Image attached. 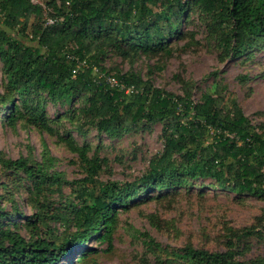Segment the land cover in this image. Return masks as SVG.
Segmentation results:
<instances>
[{
    "label": "trees",
    "instance_id": "16d2710c",
    "mask_svg": "<svg viewBox=\"0 0 264 264\" xmlns=\"http://www.w3.org/2000/svg\"><path fill=\"white\" fill-rule=\"evenodd\" d=\"M41 2L49 19L33 0H0L5 78L0 113L5 124L14 127L19 121L52 132L50 121L64 118L75 124L80 118L112 139L162 123L163 147L136 182L101 183L94 177L106 160L89 157L88 147L78 146L70 135L61 138L88 171L80 185L88 186L91 196L77 189L76 202L67 200L59 207L47 199L50 193L62 195L65 184L62 174L50 172L53 158L13 160L0 153V166L9 172L10 182L0 183V264H62L74 254L77 261L87 262L99 252L88 241L101 229L94 239L111 250L116 208L126 209L141 194L183 187L188 180L210 179L240 199L264 200V124L254 127L223 84L216 83L211 93L203 92L194 102L191 84L178 76L182 96L155 87L133 70L103 65L108 52L132 61L140 55H169L179 40L191 44L193 34L182 30L190 14L204 23L220 60L261 50L264 0ZM41 102L70 108L52 120ZM21 189L30 215L19 207L16 195ZM54 222L63 226L58 235L49 228ZM227 231L225 250L187 243L166 256L177 264H264L263 256L239 259L236 249L241 240L264 232V210L255 225ZM143 237L146 249L158 255L161 245L148 234ZM141 264L152 263L146 256Z\"/></svg>",
    "mask_w": 264,
    "mask_h": 264
},
{
    "label": "rangeland",
    "instance_id": "374dc122",
    "mask_svg": "<svg viewBox=\"0 0 264 264\" xmlns=\"http://www.w3.org/2000/svg\"><path fill=\"white\" fill-rule=\"evenodd\" d=\"M33 2L43 6L45 18L49 19L48 10L41 0ZM182 30L193 34L194 41L191 44L188 39L173 42L169 55H140L131 61L108 52L103 65L106 69L118 68L123 72L133 70L143 79L149 78L155 87L182 96L178 76L191 84V99L194 102L200 101L203 92L211 93L215 84L221 83L258 129L264 124V48L222 61L219 48L212 39L206 37V27L195 14L189 15L187 23L182 24ZM110 71L113 73V70ZM4 83L0 61V92L3 91ZM41 104H44V111L52 120L70 108L48 102ZM77 106L76 103L74 108ZM2 115L1 112L0 153L5 158L14 160L30 157L40 162L42 156L46 155L54 159L50 172L62 174L65 181L62 195L57 192L48 195V201H52L55 207L66 204L67 200L76 202L77 189H85L88 198L91 196L88 186L80 185L88 171L61 138L70 135L78 146L88 147L89 157L98 155L106 160L94 177L101 183L136 182L147 171L150 159L163 147L162 123L123 132L111 139L80 118L75 124L64 118L58 123L50 121L48 125L51 132L19 121L11 127L5 124ZM8 173L0 166V183L9 182L6 178ZM155 195L162 197L155 200ZM16 198L22 211L30 215L32 210L25 203L22 189ZM5 207L9 208V204L6 203ZM116 209L111 250L105 251L107 245L94 239L100 235L101 229L88 241L90 247H96L99 251L97 255L87 262H81L76 260L77 254H74L62 264H141L146 256L152 264H177L166 255L187 243L197 248L225 250L228 228L241 229L255 225L264 210V200L253 197L240 199L215 187L214 181L210 179L197 178L188 180V184L183 187L156 191L151 196L141 194L126 209ZM49 228L55 235L63 231L59 222L51 223ZM143 233L161 245L158 255L146 249ZM236 245L239 253L237 257L241 260L264 257V232L261 236L253 235L241 240Z\"/></svg>",
    "mask_w": 264,
    "mask_h": 264
},
{
    "label": "built area",
    "instance_id": "2783aa9c",
    "mask_svg": "<svg viewBox=\"0 0 264 264\" xmlns=\"http://www.w3.org/2000/svg\"><path fill=\"white\" fill-rule=\"evenodd\" d=\"M50 22V21H49Z\"/></svg>",
    "mask_w": 264,
    "mask_h": 264
}]
</instances>
